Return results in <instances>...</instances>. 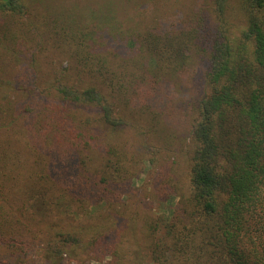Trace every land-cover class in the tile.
<instances>
[{"label": "rangeland", "instance_id": "1", "mask_svg": "<svg viewBox=\"0 0 264 264\" xmlns=\"http://www.w3.org/2000/svg\"><path fill=\"white\" fill-rule=\"evenodd\" d=\"M200 1H34L30 32L24 16L9 31L0 30V207L9 210L14 198L21 205L17 190L28 176L41 185L53 179L57 190L41 213L36 212L30 235H20L21 241L12 246L0 240V264H49L42 247L60 231L79 236L80 244L68 245L56 264H155L152 243L164 234L166 222L176 219L172 209L179 196L172 201V189L187 184L186 110L200 88V63L167 79L145 73L142 65L120 68L116 57L111 66L115 74L108 71L114 91L108 89L117 96L121 86L118 98L128 105L123 111L126 124L115 129L100 120L93 104L63 99L56 84L88 82L79 73L76 42L90 52H98L96 46L113 52L116 35L127 43L134 32L157 22L171 29L178 12L190 14ZM63 11L70 18L53 23ZM110 18V26L100 27L98 20ZM79 27L92 31V38L76 34ZM148 87L158 95L150 98ZM153 110L159 113L158 122L151 119ZM106 159L123 167L104 168ZM104 169L113 171L116 180L99 183Z\"/></svg>", "mask_w": 264, "mask_h": 264}, {"label": "trees", "instance_id": "2", "mask_svg": "<svg viewBox=\"0 0 264 264\" xmlns=\"http://www.w3.org/2000/svg\"><path fill=\"white\" fill-rule=\"evenodd\" d=\"M34 1L42 3L0 0V30L9 31L24 16V28L30 32L33 23L28 19ZM194 8L187 15L178 12L171 29L157 22L133 31L127 43L116 35L113 52H101L99 49L105 47L100 46L95 47L98 52H90L87 46L76 42L75 54L82 63L79 73L88 82L58 80L56 89L63 99L96 106L100 120L115 129L126 124L123 111L128 105L118 98L119 92L123 93L121 86L117 87V96L112 93L108 71L115 74L111 66L116 57L121 59L120 68L142 65L145 73L167 79L199 62L200 88L196 99L188 101L191 105L186 110L189 124L185 145L190 160L187 184H177L172 189L170 199L179 196L177 207L172 209L176 219L166 222V231L152 243V261L264 264V0H201ZM69 15L63 11L52 21L65 23ZM111 19L104 23L98 20V25L110 26ZM77 31L82 37L92 38V31ZM106 31L107 43L111 44L110 28ZM145 91L150 98L158 95L152 87ZM151 119L158 122L157 110L151 111ZM120 155L123 153L116 159ZM112 162L106 159L103 167H123L121 163L111 165ZM112 175L113 171L102 170L99 183L116 180ZM50 180V185H41L36 178L26 177L17 190L21 205L14 198L9 210L0 207L1 241L15 245L21 241L20 235L37 224L36 212L41 213L57 191L54 180ZM3 186L0 183V190ZM50 238L42 247L49 264L60 262L68 245L80 244V237L69 232L60 231ZM95 242L98 240L94 238Z\"/></svg>", "mask_w": 264, "mask_h": 264}]
</instances>
